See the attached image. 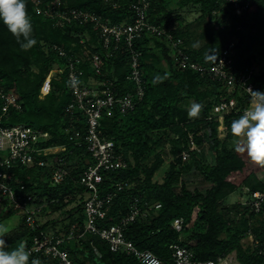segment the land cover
<instances>
[{
	"label": "trees",
	"instance_id": "trees-1",
	"mask_svg": "<svg viewBox=\"0 0 264 264\" xmlns=\"http://www.w3.org/2000/svg\"><path fill=\"white\" fill-rule=\"evenodd\" d=\"M47 1L53 4L57 0H45L38 8L36 0H26L33 27L32 36L36 40L26 50L20 48L16 37L0 22V87L6 92L17 93L22 103L20 109L11 106L0 122L3 125L29 124L48 132L51 138L44 145L65 144L67 150L54 156L62 157L72 166L68 180L58 185L48 181V170L44 167L17 165L12 168L16 187L25 184L27 193L44 197L48 202L41 215L50 208L53 211L62 209L68 202L74 201L73 196L84 192L78 178L83 167L91 160L86 145L76 144L70 139L71 131H67L72 125L81 129L87 125L83 119L77 118L80 114L72 115L66 110L73 101L66 73L55 76L51 81V91L45 97H40L41 86L50 70L56 65L64 67L67 62L50 45L63 44L67 49L80 52L83 45L79 40L86 31L96 41V29L91 22L56 24L44 11ZM58 1L61 2L59 9L87 10L101 15L111 24H120L134 18L132 5L138 0ZM190 2L200 5L203 19L207 17L209 22L217 20L225 26L208 24L202 33L206 39L199 46L194 41L195 36L192 37L189 32V24L180 23L177 30L171 29L174 38L182 41L180 47L189 60L211 66L222 50L234 42L235 69L246 71L253 67L254 81L258 88L264 89V0H253L245 16L233 15L225 0H150L149 19L167 28L174 10L171 4L183 7ZM152 41L157 47H162V57L166 61L164 68H157L159 59L149 61L153 55L150 47ZM170 45L171 42L164 36L144 34L137 40V48L142 52L140 59L146 79V93L134 109L115 107L113 114L101 118L100 133L114 140L116 149L123 153L127 161L125 168L103 172L100 194L112 195L105 221H119L130 212L136 198L140 206L146 202H160V209L151 210L147 216L140 215L126 226V238L140 249L152 250L168 259L172 255L170 245L178 243L191 249L199 260L217 259L236 251L237 258L244 264H264V203L258 212L240 201L231 206L223 204L224 199L234 191L246 188L248 195L256 190H264V167L252 161L246 151H236L228 146V141L235 137L230 125L239 118V111L225 116L227 135L224 140L219 137L218 118L208 117L213 104L226 95L227 87L210 75L181 67ZM82 67L87 75L93 73L87 60ZM104 70L105 77L115 78L114 83L121 88V92L133 89V83L126 79L130 67L123 55L107 59ZM158 70L163 77L157 75ZM152 71L156 72L151 74ZM43 87L45 91L48 90V81ZM237 97L241 98L240 95ZM192 99L201 105L195 116L188 115ZM247 102L245 99L243 103L240 102V106H245ZM2 105L0 100V114ZM162 131L169 132L167 143L174 158L164 181L160 183L154 180V175L164 163V156L157 149L160 143L158 134ZM191 136L199 145L198 150H189ZM238 144L241 148L246 147L244 142ZM151 149L154 150V156L148 161ZM185 150L190 151L188 160L182 158ZM74 159L79 163L72 164L71 160ZM177 165H180L179 169ZM191 169L200 173L211 184L210 187L194 191L189 189L180 178L183 171ZM259 170L263 175L259 176ZM179 181L182 185L178 191L175 184ZM119 183L123 185L122 189ZM83 202L82 196L77 208L81 210L80 214L73 217L65 229L53 231L63 233L74 223L82 229L86 218ZM19 213L20 223L3 234V239L8 249L22 245L28 251L34 236L50 230L46 223L40 221L33 228L28 224L26 215L13 207L0 216V223ZM177 217L184 219L182 230L172 225ZM250 232L259 244L244 248L242 239ZM67 248L77 264H138L132 255L111 251L94 234L87 233L78 240L70 241ZM79 254H83L84 259ZM33 258L40 261L38 255H30V260ZM96 258L101 262H96ZM46 264L57 263L47 260Z\"/></svg>",
	"mask_w": 264,
	"mask_h": 264
},
{
	"label": "built area",
	"instance_id": "built-area-1",
	"mask_svg": "<svg viewBox=\"0 0 264 264\" xmlns=\"http://www.w3.org/2000/svg\"><path fill=\"white\" fill-rule=\"evenodd\" d=\"M43 3L36 0V7ZM253 0H225L229 6L228 10L233 15L245 16L251 8ZM51 4V3H50ZM61 2L51 4V9L46 5L45 13L54 19L56 24L80 22L85 24L91 22L96 29V41L93 40L89 32L81 34L79 42L83 45L80 52L75 49H67L63 44L52 43L51 48L61 57L67 59L64 67L56 65L47 74L48 90H44V83L41 86L40 97L47 95L51 89V81L55 74L66 73L69 91L73 101L66 107L68 113L83 119L86 128L81 129L72 125L67 129L71 131L70 139L76 144H85L91 154V160L83 167L78 182L84 187L81 197H84L83 208L85 213V223L83 228L77 224H72L70 229L63 233L54 231H41L34 236L28 248L30 255H38L40 264H46L47 260H54L57 264H77L73 259L67 244L72 240H78L85 234L98 235L113 252H125L134 256L138 264H244L237 258L236 251L219 256L217 259L199 260L188 247L175 243L170 245L172 255L168 259L156 254L149 249H140L132 240L126 238V226L134 222L140 215L147 216L151 210L162 207L160 202L150 204L146 202L140 206L136 198V203L131 207L130 212L115 223L105 221L109 210L111 193L108 195L100 194V184L103 182V172L118 170L127 166L123 153L116 149L114 140L103 136L99 127L101 118L104 115L113 114V109L118 107L122 110L134 109L136 104L141 101L146 93V79L141 66L142 52L137 48V40L144 34L164 36L175 49V55L181 67H188L201 74L210 75L223 83L227 87L226 95L218 99L212 107L209 118L217 117L220 123H224L225 116L234 112L240 115L248 110L253 103L254 91L264 92L258 88L254 81V68L246 71H237L234 66L235 43L231 42L226 46L218 59L211 65L205 66L189 60L187 54L180 47L182 41L174 38L170 32L171 28L163 24L154 23L149 19L148 8L150 0H138L132 5L134 18L120 24H111L109 20L101 15L87 10L77 8L59 9ZM40 10V9H39ZM220 15V14H219ZM264 16V9H263ZM223 27L225 24L216 23ZM98 43V45H97ZM100 46V48H97ZM123 55L129 63V73L126 79L133 83V89L122 91L115 78L105 77L106 60ZM90 64L92 74H86L82 67L84 61ZM237 95L241 98L238 99ZM248 100L243 107L240 102ZM0 100L2 114L8 113L11 106L20 109L21 99L17 93L6 92L0 87ZM223 121H220V118ZM48 132L35 128L29 124L3 125L0 122V216L7 212L9 207H13L26 215V220L33 228L37 221L41 219V213L48 202L44 197L26 192L25 184L18 187L14 184V168L17 165L41 166L48 170V181L52 185L66 182L71 175V162L65 161L62 157H55L67 150L63 145H44L50 139ZM200 147L191 136L189 150H198ZM182 152L183 160L190 158V151ZM122 189L123 185L118 184ZM264 203V190H256L248 194V199L243 205H250L256 212L262 209ZM173 227L182 230L184 225L183 217L173 220ZM81 229V230H80ZM252 236L253 246H257L259 241ZM91 264V263H88Z\"/></svg>",
	"mask_w": 264,
	"mask_h": 264
},
{
	"label": "rangeland",
	"instance_id": "rangeland-1",
	"mask_svg": "<svg viewBox=\"0 0 264 264\" xmlns=\"http://www.w3.org/2000/svg\"><path fill=\"white\" fill-rule=\"evenodd\" d=\"M42 2L45 0H41ZM58 0L56 1L57 4ZM46 5L51 9L53 5L49 3V1L46 2ZM171 7L174 9L171 13V16L167 22V26L170 27L172 30H177L179 28V24L183 23L184 25L189 24V32L193 35L194 41H196V45H201L203 41L206 39L202 33L204 32V28L208 25H216L218 22L208 20L207 17L204 19L201 17L202 16V11L200 8V5L198 4H193L192 2L188 3L186 6L179 7L175 3L171 4ZM150 47L152 48V56L149 58V61H155V59H159L157 63V68H164L166 67V61L164 60L163 52H162V47H157L155 43L152 41L150 43ZM172 48L173 52L175 54V49L172 45H170ZM156 71H152V73H155ZM150 74V73H149ZM157 75L163 77V74L161 73L160 70L157 71ZM56 77H59V74H55ZM46 96V95H45ZM41 96V98L45 97ZM192 103H197L193 99L190 100L189 106ZM200 110V109H199ZM223 121V118H220V121ZM226 125L223 123L219 125V137L220 139L224 140L226 138ZM169 132H160L158 134V137L160 136V143L158 144L157 149L161 151V153L164 156V163L161 165L158 171H156L154 175V180L162 183L165 179L166 173L169 171L170 166L173 161V155L170 154L169 152V143H167V138H168ZM239 142H244L245 140L243 137H234L228 141V146L230 148H235V146ZM154 149V148H153ZM151 149L149 152V160L153 159L154 156V150ZM72 164H77L79 161L77 159L71 160ZM264 167V165H262ZM261 166V167H262ZM177 168H180V165H177ZM263 172L259 170V176L263 175ZM181 181L185 182L187 187L191 190H196V189H207L210 187V183L207 182L206 180L203 179V176L198 173L196 170L191 169L189 171H183L181 175ZM181 181L175 184L176 189L179 191L181 188ZM246 188L242 190H237L232 192L230 195H228L224 201L223 204L227 206H231L233 203L236 202H244L248 199V195L246 194ZM73 202H68L66 206H64L62 209H57L53 211L51 208L48 209V211L41 216L40 222L41 223H46L49 227L50 231L53 230H58V229H65L66 225H69L70 221L72 220L73 217H77L81 210H78V206L81 204V194H77ZM69 199V198H67ZM196 217V212L194 213V218ZM20 213L19 214H14L10 218H8L6 221H4L2 224L6 226V228L9 230L13 229L17 224L20 223ZM7 233V232H6ZM5 234V233H4ZM225 235V234H224ZM252 236H247L242 239V243L244 245V248L247 247H253V242H252ZM102 251H105L104 248H100ZM89 253V252H88ZM88 255V254H87ZM79 257L81 259H84L83 254H79ZM87 260V259H86ZM96 262H101L99 258H96Z\"/></svg>",
	"mask_w": 264,
	"mask_h": 264
},
{
	"label": "clouds",
	"instance_id": "clouds-1",
	"mask_svg": "<svg viewBox=\"0 0 264 264\" xmlns=\"http://www.w3.org/2000/svg\"><path fill=\"white\" fill-rule=\"evenodd\" d=\"M0 22L16 37L21 49L26 50L36 43L26 0H0ZM254 93L252 106L234 119L230 127L232 134L243 137L246 144L245 148L237 144L235 150L246 151L252 161L264 165V92ZM200 108L199 103L190 104L188 115H197ZM7 231L6 226L0 223V264H40L38 259L30 260V253L22 245L6 248L3 234Z\"/></svg>",
	"mask_w": 264,
	"mask_h": 264
}]
</instances>
